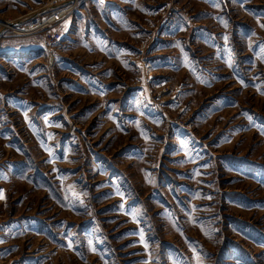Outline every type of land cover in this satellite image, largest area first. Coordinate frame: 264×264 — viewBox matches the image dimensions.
I'll return each mask as SVG.
<instances>
[{
    "label": "rangeland",
    "instance_id": "374dc122",
    "mask_svg": "<svg viewBox=\"0 0 264 264\" xmlns=\"http://www.w3.org/2000/svg\"><path fill=\"white\" fill-rule=\"evenodd\" d=\"M77 1L51 45L61 0H0V264H264V0H144L121 47Z\"/></svg>",
    "mask_w": 264,
    "mask_h": 264
},
{
    "label": "crops",
    "instance_id": "0c3cea01",
    "mask_svg": "<svg viewBox=\"0 0 264 264\" xmlns=\"http://www.w3.org/2000/svg\"><path fill=\"white\" fill-rule=\"evenodd\" d=\"M95 0H92L91 4ZM98 3L99 1L104 2L103 0H97ZM120 8L119 10H106L103 8H99V12H101V16L99 13V17L101 19H97L94 16H90L89 18L83 17L81 15V18L83 17V20L85 22V27L82 29V32L86 35V40H89V37L93 36V34H97L101 36L104 39L105 43L98 44L99 47H121L119 42H114V40H111L110 38H105L107 36H112L115 33L116 34H126L128 36H131L133 38H136L137 40L140 39L141 34L144 32H149L144 29H141L139 25L137 24L136 19L138 18L137 14H141V18L143 19H149L153 17L154 14H157L158 12H161L163 9V5H155L152 6L150 3L147 2L143 3L144 0H120ZM205 1H212V0H201V3H204ZM252 1V0H251ZM250 1V2H251ZM249 2V3H250ZM229 3L232 5L231 1L229 0ZM90 9L85 8V12L89 13L92 15L93 11V4L90 5ZM236 6V5H235ZM251 7H256L257 6H252ZM259 8H264V6H259ZM76 9L72 12V14L63 20L59 25L63 26L64 30V37H67L69 40H72L70 37H74L75 35L78 36L79 30L75 27V23L77 19H80V16L75 18L76 15ZM120 10L124 11V15H121ZM174 11V17L172 19L165 20L163 24L159 27V35H182L190 29V25L184 23L183 21V13H181L178 9H175ZM108 14V15H107ZM86 16V15H85ZM150 16V17H148ZM260 17L263 19L264 18V13L260 14ZM154 18V17H153ZM169 24L167 27L166 25ZM199 28L202 27H192L191 31L194 30H199ZM190 31V32H191ZM199 33V32H198ZM75 34V35H74ZM85 40V41H86ZM90 42V41H89ZM124 44V43H123ZM173 44V43H172ZM133 45V44H132ZM87 47H93L92 44H88ZM124 47H131V45L124 46ZM132 47H135L132 46Z\"/></svg>",
    "mask_w": 264,
    "mask_h": 264
},
{
    "label": "built area",
    "instance_id": "2783aa9c",
    "mask_svg": "<svg viewBox=\"0 0 264 264\" xmlns=\"http://www.w3.org/2000/svg\"><path fill=\"white\" fill-rule=\"evenodd\" d=\"M78 1L77 0H61V4H64L62 7L58 8L59 10L57 12V14L52 13V15L49 18L46 19H41L39 22L35 21L34 23H38L37 25H35L33 28H29V33H35V32H40V31H46L48 28H50L51 26L57 24L59 25L63 20H65L66 18H68L73 10L76 8ZM5 25L0 24V28H3ZM7 27V25L5 26ZM18 29V28H17ZM23 29V28H21ZM22 32V31H20ZM44 36L46 37V40L49 44L53 45V44H57L59 42H61L63 35H61L60 32L56 31L53 33H50L46 31V33L44 34Z\"/></svg>",
    "mask_w": 264,
    "mask_h": 264
},
{
    "label": "bare ground",
    "instance_id": "6f19581e",
    "mask_svg": "<svg viewBox=\"0 0 264 264\" xmlns=\"http://www.w3.org/2000/svg\"><path fill=\"white\" fill-rule=\"evenodd\" d=\"M57 13H58V12H57ZM57 13H53V15H54V14H57ZM7 25H8V24H7ZM32 25H33V24H30L29 27L32 28V27L35 26V25H33V26H32ZM11 29H12V30H15L16 28H15V27H11ZM28 30H29V28H28ZM26 32H27V29H26Z\"/></svg>",
    "mask_w": 264,
    "mask_h": 264
}]
</instances>
